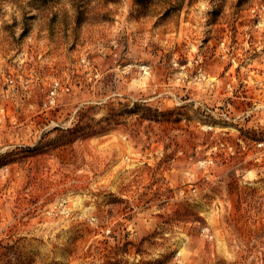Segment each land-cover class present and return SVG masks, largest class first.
<instances>
[{
	"label": "rangeland",
	"instance_id": "rangeland-1",
	"mask_svg": "<svg viewBox=\"0 0 264 264\" xmlns=\"http://www.w3.org/2000/svg\"><path fill=\"white\" fill-rule=\"evenodd\" d=\"M0 264H264V0H0Z\"/></svg>",
	"mask_w": 264,
	"mask_h": 264
}]
</instances>
